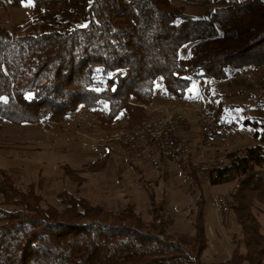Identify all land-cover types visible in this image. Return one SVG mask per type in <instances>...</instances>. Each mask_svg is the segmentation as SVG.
<instances>
[{
	"label": "trees",
	"instance_id": "1",
	"mask_svg": "<svg viewBox=\"0 0 264 264\" xmlns=\"http://www.w3.org/2000/svg\"><path fill=\"white\" fill-rule=\"evenodd\" d=\"M8 1L33 8L30 25L16 37L0 21V130L60 125L84 109L103 132L114 130L120 117L131 132L146 119L157 83L165 95L182 99L192 82L226 81L231 73L264 67V0L216 8L201 19L171 0ZM242 126L257 143L200 172L211 187L234 186L220 211L238 221L244 253L236 247L225 264H264V235L252 212L254 204L264 210V119ZM109 161L105 153L86 170L102 172ZM62 171L79 182L70 168ZM198 174L193 167L185 172L199 191L194 240L177 245L166 234L173 221L165 201L154 193L148 223L132 203L107 211L66 191L57 196L62 209L43 207L33 183L22 189L0 169V264H204L206 200ZM140 183L147 192L153 184Z\"/></svg>",
	"mask_w": 264,
	"mask_h": 264
},
{
	"label": "rangeland",
	"instance_id": "2",
	"mask_svg": "<svg viewBox=\"0 0 264 264\" xmlns=\"http://www.w3.org/2000/svg\"><path fill=\"white\" fill-rule=\"evenodd\" d=\"M246 1L217 0L208 6L191 4L186 0H171V3L185 14L201 19L208 18L216 8ZM32 8L30 2L13 8L8 0H0V21L13 37L18 35V29L23 30L30 25ZM187 52L188 48H185L182 57H186ZM159 88L160 84L157 83L155 94ZM188 91L194 101L184 105L182 111L150 119L145 107L146 119L136 128H142L147 122L180 115L184 121L179 124L177 132L181 129L188 138L187 142L179 139L188 166L161 160L156 150L148 145L138 143L135 149L130 148L123 138L136 129L125 131L122 117L114 130L103 132L92 112L79 109L60 125L46 122L22 126L4 124L0 130V169L7 172L22 189L33 183L42 198L43 207L62 209L57 196L66 191L107 211H121L132 203L148 223L151 221L148 195L154 193L156 201L164 199L165 212L173 221L166 231L168 239L174 244L184 245L194 240L192 224L199 191L185 175L193 167L199 171L200 188L206 200L208 246L202 255V262L225 264L236 247L244 253L238 221L228 209L223 216L220 211V202L230 201L234 186L211 187L200 170L224 164L228 154L257 143L252 131L242 124L246 120L264 119V67L231 73L226 81L198 80L191 83ZM162 96L164 93L160 99L167 101ZM205 106L215 112L220 122L228 128L224 136L208 140L200 135L199 112ZM101 109H105V106ZM207 142L210 144L208 148L205 147ZM105 153H109L110 161L104 171L86 170L88 165L100 160ZM64 166L76 173L78 183L63 176ZM141 179L153 183L148 192L141 185ZM252 212L264 235L263 208L254 204Z\"/></svg>",
	"mask_w": 264,
	"mask_h": 264
},
{
	"label": "built area",
	"instance_id": "3",
	"mask_svg": "<svg viewBox=\"0 0 264 264\" xmlns=\"http://www.w3.org/2000/svg\"><path fill=\"white\" fill-rule=\"evenodd\" d=\"M162 99L170 101L174 98L164 94ZM199 113L200 135L210 140L215 136L222 137L228 133V128L220 122L217 114L210 108L205 106ZM183 121L180 115H175L153 123L147 122L133 133L123 135V142L132 149H135L138 143L143 146L148 145L156 150L161 160L183 167L188 166L189 162L183 153V145L176 136L178 126ZM205 147H210L209 142L205 143Z\"/></svg>",
	"mask_w": 264,
	"mask_h": 264
},
{
	"label": "crops",
	"instance_id": "4",
	"mask_svg": "<svg viewBox=\"0 0 264 264\" xmlns=\"http://www.w3.org/2000/svg\"><path fill=\"white\" fill-rule=\"evenodd\" d=\"M162 93L163 91L160 86L159 91L157 90V94L154 93L152 104L146 107V111L150 119L162 117L166 115L167 113H171V112L176 113V112L182 111L184 105H186L187 103H192L194 101L189 91H187L184 98L172 99L170 101H162L160 99V96L162 95ZM176 136L180 140L185 139L186 142L188 141V138L186 137V135L182 133L181 129L178 130Z\"/></svg>",
	"mask_w": 264,
	"mask_h": 264
}]
</instances>
